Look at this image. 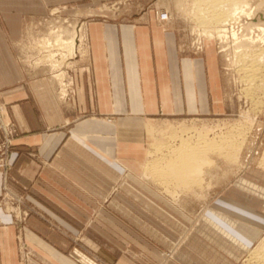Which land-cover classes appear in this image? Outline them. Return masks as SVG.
<instances>
[{
  "label": "crops",
  "instance_id": "0c3cea01",
  "mask_svg": "<svg viewBox=\"0 0 264 264\" xmlns=\"http://www.w3.org/2000/svg\"><path fill=\"white\" fill-rule=\"evenodd\" d=\"M5 43L0 35V104L6 107L4 120L17 130L10 179L25 199L30 218L22 240L38 263L141 264L142 250L162 264H197L187 250H173L174 261H168L133 229L171 247L174 234L168 239L157 235L149 218L142 222L138 217L162 215L172 226L177 214L185 216L173 201L159 207L156 200L163 197L141 180L150 177L146 135L162 127L153 125L157 120L222 112L220 62L213 44L205 43L200 55L190 54L174 24L161 23L154 12L134 21H91L86 69L65 111L47 86L22 82ZM115 184L118 191L111 195ZM236 184L257 197L252 199L264 200L263 186L246 178ZM229 194L194 221L204 240L185 233L179 245L189 239L185 247H202L215 264L241 259L248 264L264 237V212L236 200L245 199L243 191ZM123 216L133 217L131 226L118 218ZM0 218L6 222L0 228V264H24L15 227L2 210Z\"/></svg>",
  "mask_w": 264,
  "mask_h": 264
},
{
  "label": "rangeland",
  "instance_id": "374dc122",
  "mask_svg": "<svg viewBox=\"0 0 264 264\" xmlns=\"http://www.w3.org/2000/svg\"><path fill=\"white\" fill-rule=\"evenodd\" d=\"M238 1L220 0L223 4H229L231 7ZM240 2L248 6L247 12L251 11L252 5L256 9L252 21L244 18L240 25H235L236 31L240 29L241 32L243 29V33H240L242 35L239 36L244 39L256 25H264V0H241ZM193 3L194 0H0V35L4 36L5 44L9 47L10 56L18 68L17 73L22 82L29 85L47 86L51 93L53 91L54 100L60 103L65 111L68 110L74 98L77 79L85 72L87 51L86 39L80 42L74 51H69L65 46L63 49H61L62 46L58 47L60 45L56 44L54 40L59 38L60 32L72 31L78 27L84 31L89 22L98 19L134 21L141 19L147 13L154 12L156 15L158 12H167L171 15V19L161 23L174 24L184 41V49L190 54L200 55L204 50V43L213 44L220 62L222 99L224 102L222 112L206 117L155 121L153 125H161L162 127H152L150 133L146 135V147L149 151L146 174L151 178L140 177L153 188L156 195L163 197V199L156 200L159 207L167 208L163 203L173 201L178 205V210L174 209L177 212H182L189 220L185 219V216L177 214L178 222H173L171 226L164 222L162 215L150 217L141 215L138 217L142 222H146L149 218L150 228L157 235L168 239L170 233L174 234L171 247L159 245L156 239L150 237L143 230L140 232L135 228L133 230L140 235L141 239L161 250L163 255L169 259L168 261H174L171 258L173 250H178V252L187 250L190 253L189 257L197 264H215L214 259L211 258L210 254L205 253L202 247H185V243L189 239L182 241L180 245L179 242L185 233H188L189 237L197 235L196 237L203 241L204 239L196 231L194 221L207 206H211L220 196L230 195L229 191H234V189L235 192L243 191L245 199H248L236 198V200L264 212V200L252 199L256 196L249 194L240 186H236L238 180L246 178L264 187V92H257L254 98L248 95L250 93L248 91L252 89L241 71L243 62L239 58L236 59V53L239 50L240 53H243L244 50L250 49L249 42L244 41L238 45L230 37L231 35L223 40L214 35L215 39L211 42V37L203 34V28L200 29L199 27L198 15L192 13ZM207 28L214 30L215 25L207 23ZM255 33L258 34L257 31ZM61 35L64 39L67 38L66 33H61ZM251 36L257 35H249V37ZM81 38L82 35H79L80 40ZM198 39L199 42H197ZM194 40L195 48L200 50L198 52L193 49ZM46 41L53 43V45L46 47ZM197 44L199 45L197 46ZM0 51L4 52L3 49ZM50 52L55 55L52 62L47 59ZM1 108L4 112H0V173L2 177L0 210L8 216L11 224L15 227L19 260L24 264H32L33 262L40 264L34 253L22 240L21 230L26 225L30 215L29 211L26 210L23 195L13 188L10 179L11 153L17 130L12 122L4 120L5 105L0 104ZM251 119H255L253 124ZM201 131L208 132L212 138L224 136L233 139V136H238L244 138L245 142L238 156H232L231 150H225L222 155L213 154L212 159H210L212 164L203 167L205 171L200 185L192 189L183 187L176 179H172V181L169 178L160 179L158 175L153 173L151 165H156L157 160L161 157L157 155L160 148L169 145L178 147L180 137L192 136ZM117 185L115 184L111 189V195L118 191ZM166 189L171 193L166 192ZM139 207L142 208V206ZM157 210L161 211V209ZM118 218L126 225L131 226L133 217ZM5 225L6 222L0 218V228ZM180 228L183 230L182 233ZM127 239L124 236L126 242H128ZM203 243H207V241ZM263 244L264 237L258 248L263 247ZM131 245L130 251L134 247ZM256 245L257 243L253 247ZM139 254L138 258L141 264H162L163 262L153 260L142 250ZM251 258L250 255L248 264H259L255 261V263L251 262ZM242 261L243 259L237 263L242 264Z\"/></svg>",
  "mask_w": 264,
  "mask_h": 264
},
{
  "label": "bare ground",
  "instance_id": "6f19581e",
  "mask_svg": "<svg viewBox=\"0 0 264 264\" xmlns=\"http://www.w3.org/2000/svg\"><path fill=\"white\" fill-rule=\"evenodd\" d=\"M240 1L232 4L231 7L229 4H223L220 0H194L192 13L198 15L197 20L200 25L199 27L200 29L203 28V34L211 37V42L215 39L214 35L222 38L221 40L224 38L227 39L228 35H231L230 37H232L233 41H236L238 45L244 41L249 42L248 46L250 49L244 50L243 53H240L239 50V52L236 53V59L239 58L240 61L243 62L241 71L244 73L246 82L249 83L248 85L252 89L248 91L250 93H247L254 98L257 92H264V25H256L254 29L250 30L249 35L257 36L249 37V35L244 33L246 38L242 39L239 35H242L240 33H243V29H241V32L240 29L236 31L235 25H240L244 18L252 21L255 17L256 9L252 5V8H250L251 11L247 12L246 9H248V6L243 5L244 3ZM169 18L171 19L170 14ZM207 23H210V25L214 24V30H209L207 28ZM256 31L258 34L255 33ZM61 33H66L67 38L64 39ZM58 35L59 38L54 40L56 44L60 45L58 47L62 46L61 49H63L65 46L69 51H74L78 44L86 39V30L81 31L78 27L74 28L72 31L65 30ZM79 35H82L81 40L79 39ZM197 42H199V39ZM199 44H197V46ZM52 45L53 43L49 41L45 43L46 47ZM54 57L55 55L50 52L47 59L52 62ZM64 96H66L65 93ZM2 111L3 108L0 109V112ZM251 121L253 124L255 119H251ZM239 134L242 135V133ZM179 139L180 143L178 147L169 145L158 150L157 153L159 154L157 155L161 157L157 160L156 165H151V170H153V173L158 175L160 179L165 180V178H169L170 181L176 179L183 187L188 189L200 185L201 178L205 171L203 167L212 164L210 159H212L211 156L213 154L222 155L225 153V150H231L233 152L232 156H238L245 142L244 138H239L238 136H233V139L224 136L212 138L208 132L204 131L197 132L192 136L180 137ZM251 257V262L264 264V244L263 247L253 251Z\"/></svg>",
  "mask_w": 264,
  "mask_h": 264
},
{
  "label": "built area",
  "instance_id": "2783aa9c",
  "mask_svg": "<svg viewBox=\"0 0 264 264\" xmlns=\"http://www.w3.org/2000/svg\"><path fill=\"white\" fill-rule=\"evenodd\" d=\"M156 16H157V19H158L160 22H167V21L170 20V18H169V14H168L167 12H158V13L156 14ZM195 40H196V39H195ZM195 40H194V43L192 44V46H193V49H194L196 52H198V51H200V50L195 48V46H196V44H195Z\"/></svg>",
  "mask_w": 264,
  "mask_h": 264
}]
</instances>
